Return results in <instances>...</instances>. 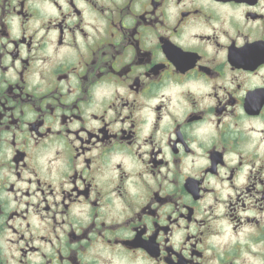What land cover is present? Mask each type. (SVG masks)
<instances>
[{
  "label": "flooded vegetation",
  "instance_id": "af4514ba",
  "mask_svg": "<svg viewBox=\"0 0 264 264\" xmlns=\"http://www.w3.org/2000/svg\"><path fill=\"white\" fill-rule=\"evenodd\" d=\"M260 2L0 0V264L264 258Z\"/></svg>",
  "mask_w": 264,
  "mask_h": 264
},
{
  "label": "clouds",
  "instance_id": "9594fccd",
  "mask_svg": "<svg viewBox=\"0 0 264 264\" xmlns=\"http://www.w3.org/2000/svg\"><path fill=\"white\" fill-rule=\"evenodd\" d=\"M49 7L51 8V5H49ZM245 11H259V12H264V0H261V2H260V7H259V8H256V9L236 8L234 11H229V15H231V16L234 17V20H235L236 24L239 26V30L242 31V32H247V31L249 30L250 27H255L254 25H248V24H245V22H244V13H245ZM52 12H53L54 14H58V13H56V11H55L54 8H52ZM86 15H87V13H86ZM10 19H12V18L10 17ZM89 30H91V29H89ZM231 32H232V35H233V36L236 35V31H235V29H231ZM13 34L16 35V36L19 35L18 31H16V30H14ZM220 39H221V41L227 42L226 39H225V37H224L223 35H221ZM11 47H12V45L9 44V48H11ZM208 52H209L210 54L213 53V49H212L211 47H209V48H208ZM218 58H219V59H222V58H223V53H222V52L219 53ZM9 59H10V58H9ZM7 62H8V61H5V63H7ZM9 75L12 76L13 78H15L14 73L9 72ZM37 81H38V77H37L36 79L33 80V83H36ZM216 83H217L218 85H219V84H224L225 86H230V85H228V81H227V79H226V80H223V81H217ZM118 91H120L121 93H123V92H124V89L121 88V87H118ZM212 91H213V85H212L211 82H207L206 84H204V85L202 86L201 92H202L203 94H209V93H211ZM219 91H220V89L217 88V92H219ZM214 104H215V100L209 98V97L206 95V96H205V99H204V101L202 102V105H201V106H202V107H205V106L210 107V106H212V105H214ZM109 115L111 116L112 113H109ZM26 119H28V120H33V119H35V115H34V113H32V112L29 110V114H28V116L26 117ZM165 119L167 120L168 118L165 117ZM58 124H59V122H57V126H58ZM115 127L118 129V128H119V124H117ZM125 127H126V125H125ZM208 127H211V125H208ZM203 131H204V129L198 128L197 131L193 133V135L199 137ZM147 134H148V130L145 129V131L142 133V136H146ZM158 135H160V133H158ZM164 140H165V141L167 140V136H164ZM197 144H198V141H197V142H193L191 146H192L193 148H196L198 152L203 153V150L200 149V148H198V147H197ZM147 147H148V146L145 145V148H147ZM164 153L167 155V158H168L169 160L172 159V156H171V154H170V152H169V149H168V147L166 146V144L164 145ZM145 158H147V157H145ZM191 159H192V158L189 157L188 160H186V165H188V166H186V167L184 168V172H185V173H187V172L189 171V167H191V165L188 164V161H190ZM206 162H207V161H206L205 159H199V160H197V165H196V166H197V167H200V166L204 165ZM81 166H82V165H81ZM221 174H222V175L224 174V171H223V170H221ZM54 175H55V172H54ZM46 178H47V177H46ZM146 179H148V181L153 185V187H155V182L152 181V178H151L150 176H147ZM209 180H212V178L209 177ZM215 183H216V182L213 181V184H215ZM217 186H218V185H217ZM66 187H70V185H66ZM81 187H82V185H81ZM225 187H227V186L225 185ZM228 191H230V189H229ZM224 195H225V197H226L227 192H225ZM208 202L210 203L211 200L209 199ZM85 208H87V205H85ZM85 219H87L86 216H85ZM161 223H165V221L162 219V220H161ZM149 227H151L150 224H149ZM193 230H195V229L193 228ZM11 235H12L11 232H8L7 235H6V237H5V241L7 240V237H9V236H11ZM182 235H183L182 232H177V234L172 238V243H173V245L176 247L177 250L180 249V243H181V237H182ZM3 246H4V250H5V255L7 256V258L11 261V264H15V261H12V256H17V257H18V256L20 255L19 251L16 250V247H15L14 245H10V244H8L7 242H5ZM252 251H253V252H256V251H258V249H257L256 247H253V248H252ZM184 254H185V255H188L187 251H185ZM141 255H142V254H141ZM245 255L248 257L249 260L252 259L251 255H249L248 253H245ZM132 264H140V261H133ZM143 264H149V262L147 261L146 258H145V260L143 261ZM256 264H264V258H261V259L256 260Z\"/></svg>",
  "mask_w": 264,
  "mask_h": 264
}]
</instances>
